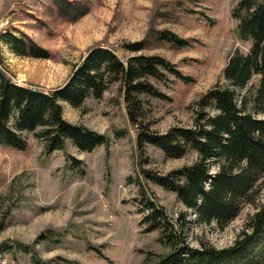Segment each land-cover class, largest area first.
<instances>
[{
	"label": "rangeland",
	"instance_id": "1",
	"mask_svg": "<svg viewBox=\"0 0 264 264\" xmlns=\"http://www.w3.org/2000/svg\"><path fill=\"white\" fill-rule=\"evenodd\" d=\"M239 0H0V68L19 85L51 90L66 83L74 68L95 46L123 55L125 43L143 42L147 55H162L194 82L169 76L165 83L151 79L169 100L142 95L138 125H131L120 84L101 100L89 99L83 109L64 103V117L110 138L109 146L81 152L71 142L65 151L45 153L43 140L24 133L29 147L17 151L0 146V242L35 243L40 257L58 264V257L80 264H154L169 251L159 242L160 232H144L143 213L137 204L142 183L157 197L169 216L184 207L175 193L166 191L141 174L143 167L157 174L190 165L197 153L168 158L146 144L138 150L140 127L165 133L172 127H192L197 101L218 82L236 50L247 53L250 42L238 36L239 20L233 16ZM171 31L190 46L175 49L159 39ZM28 47L17 53L14 40ZM31 44L48 58L29 55ZM259 85L254 77L238 92L248 94L247 111L264 118V101L251 99ZM211 112H213L211 110ZM83 161L86 174L69 168L67 155ZM140 182V184H139ZM253 204L225 229L214 223L197 224L190 215L188 243L207 242L228 248L243 232L248 219L264 204V181ZM58 232L54 241L36 242L44 231ZM57 239V240H56ZM94 248L100 250L102 255ZM2 264H31L30 254L0 255Z\"/></svg>",
	"mask_w": 264,
	"mask_h": 264
},
{
	"label": "trees",
	"instance_id": "2",
	"mask_svg": "<svg viewBox=\"0 0 264 264\" xmlns=\"http://www.w3.org/2000/svg\"><path fill=\"white\" fill-rule=\"evenodd\" d=\"M233 16L239 20V39L250 42L251 47L247 53L236 50L231 54L223 71L224 82L212 86L197 101L193 126H176L165 133L138 129L141 153L148 144L172 159H181L190 151L198 156L194 163L164 175L140 169L146 180L175 193L184 207L176 217L169 216L155 194L139 182L141 192L136 201L143 213L144 232L159 231V242L169 249L158 255L154 264H264V204L230 247L219 249L207 242L192 247L188 243L190 215L197 224L214 223L225 230L245 205L255 203L264 181V118L247 111L248 94L238 101V92L246 90L254 77H259V85L249 97L257 104L264 101V0H239ZM159 39L179 50L190 46L188 39L171 31H164ZM14 45L17 53L26 54L28 46L20 38ZM144 50L143 42L125 43L123 55L110 47L95 46L66 83L51 90L19 85L0 68V146L26 151L29 143L24 133H35L43 140L47 155L65 151L68 142L88 153L109 146L110 138L105 134L69 122L63 104L83 109L89 99L101 100L113 85L120 84L129 121L136 126L143 110L142 95L170 99L151 79L165 83L173 76L185 83L194 82L166 57L147 55ZM28 52L38 58L49 57L33 44ZM67 160L72 171L86 174L82 160L69 154ZM57 235L44 231L36 242L54 241ZM16 253L30 254L31 264H51L40 257L35 243L0 242V255ZM57 261L80 264L62 257Z\"/></svg>",
	"mask_w": 264,
	"mask_h": 264
}]
</instances>
